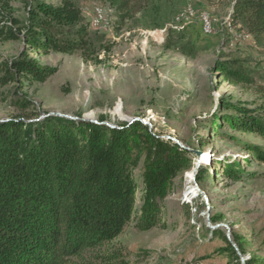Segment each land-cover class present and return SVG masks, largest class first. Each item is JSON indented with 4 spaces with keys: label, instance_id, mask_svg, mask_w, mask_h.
<instances>
[{
    "label": "rangeland",
    "instance_id": "obj_1",
    "mask_svg": "<svg viewBox=\"0 0 264 264\" xmlns=\"http://www.w3.org/2000/svg\"><path fill=\"white\" fill-rule=\"evenodd\" d=\"M236 1L140 0L122 15L117 0H0V79L2 68H11L24 53L42 67L56 69L45 83L15 73L13 81L0 82V123L55 117L120 129L139 119L148 122L144 125L153 134L191 152L190 163L162 204L165 228L140 232L132 221L107 246L122 252L127 264L264 259V164L252 151L264 154V137L235 132L215 119L222 115V100L264 114V37L254 38L244 23L232 19ZM43 5L78 14L70 22L45 17L60 35L81 37L78 51L43 55L23 38L6 40L10 30L22 31L23 37L33 16L42 18ZM97 19L104 26H94ZM206 20L214 33L206 32ZM234 61L253 72V85H232L217 72ZM20 101L29 107L21 109ZM34 113L37 118L26 120ZM145 158L143 153L134 172L140 182ZM199 163L208 170L201 186L190 178ZM230 163L240 164L239 181L224 175ZM191 188L196 193L189 196ZM141 196L139 189L133 216L139 215ZM228 235V246L232 248L233 235L244 251H238L240 256L234 251L238 262L223 239Z\"/></svg>",
    "mask_w": 264,
    "mask_h": 264
},
{
    "label": "trees",
    "instance_id": "obj_2",
    "mask_svg": "<svg viewBox=\"0 0 264 264\" xmlns=\"http://www.w3.org/2000/svg\"><path fill=\"white\" fill-rule=\"evenodd\" d=\"M117 11L125 15L140 0H117ZM40 12V13H39ZM34 15L23 37L22 31H7L6 40L25 39L36 53L73 54L81 37H64L45 23L53 15L59 20H76V12L43 5ZM232 19L244 23L256 39L264 37V0H237ZM0 29V35L2 33ZM5 85L19 77L45 83L56 69L42 67L28 53L4 66ZM232 85H253L254 74L241 62L217 67ZM264 93V89L261 90ZM20 101L21 109L29 104ZM222 115L216 120L240 133L264 137V114L222 100ZM27 116L26 120L37 118ZM23 118V117H22ZM104 122V118L100 123ZM254 149L256 161L264 154ZM143 161L142 182L134 172ZM191 152L153 134L141 122L113 129L103 124L68 118H46L25 122L21 118L0 123V264H127L120 251L106 249L132 221L140 232L165 226L162 204L174 188V181L190 163ZM208 170L201 167L196 183H204ZM240 164L230 163L224 175L235 181L243 176ZM139 215L132 212L138 202ZM238 251H244L231 236ZM229 252L234 250L228 246ZM115 261H119L116 263ZM246 264H264L249 259Z\"/></svg>",
    "mask_w": 264,
    "mask_h": 264
},
{
    "label": "water",
    "instance_id": "obj_3",
    "mask_svg": "<svg viewBox=\"0 0 264 264\" xmlns=\"http://www.w3.org/2000/svg\"><path fill=\"white\" fill-rule=\"evenodd\" d=\"M81 121L86 122L87 120H85V119H81ZM134 121H139V119H133L132 122H134ZM144 124L146 125V124H148V122H147V123L144 122ZM177 144H179V143L177 142ZM202 164H203V163H201V164L199 163V164H198V166H197V170H199V169L201 168ZM197 170H195V171L192 173V175H191V178H192L193 180H195V177H196V175H197ZM226 237H227V241L230 243L231 241H230V239H229V235L226 236ZM231 244H232V248L234 249V251L240 256V254L238 253V250H237L236 246L234 245V243H231ZM242 262H243V260H242Z\"/></svg>",
    "mask_w": 264,
    "mask_h": 264
},
{
    "label": "built area",
    "instance_id": "obj_4",
    "mask_svg": "<svg viewBox=\"0 0 264 264\" xmlns=\"http://www.w3.org/2000/svg\"><path fill=\"white\" fill-rule=\"evenodd\" d=\"M202 24H205V23H202ZM94 26H104L103 22L101 21H95V25ZM206 26V32L207 33H214V29H213V26H210V24H205Z\"/></svg>",
    "mask_w": 264,
    "mask_h": 264
},
{
    "label": "bare ground",
    "instance_id": "obj_5",
    "mask_svg": "<svg viewBox=\"0 0 264 264\" xmlns=\"http://www.w3.org/2000/svg\"><path fill=\"white\" fill-rule=\"evenodd\" d=\"M100 13V12H99ZM101 14V13H100ZM101 16V15H100ZM98 20V19H97ZM205 21V20H204ZM206 24H210V26H211V23L209 22V20H206ZM87 118H88V116H86ZM192 175V174H191ZM191 175H190V178H191ZM192 179V178H191ZM194 193H196V191L195 190H193L192 188H191V192H189L188 193V195L190 196V195H193Z\"/></svg>",
    "mask_w": 264,
    "mask_h": 264
}]
</instances>
